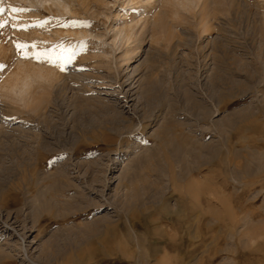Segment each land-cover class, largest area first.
Returning a JSON list of instances; mask_svg holds the SVG:
<instances>
[{
	"label": "rangeland",
	"instance_id": "1",
	"mask_svg": "<svg viewBox=\"0 0 264 264\" xmlns=\"http://www.w3.org/2000/svg\"><path fill=\"white\" fill-rule=\"evenodd\" d=\"M11 1L0 83L18 61L57 77L26 104L0 92V264H264V0H150L151 22ZM124 12L145 23L111 40ZM181 130L211 153L176 158Z\"/></svg>",
	"mask_w": 264,
	"mask_h": 264
},
{
	"label": "bare ground",
	"instance_id": "2",
	"mask_svg": "<svg viewBox=\"0 0 264 264\" xmlns=\"http://www.w3.org/2000/svg\"><path fill=\"white\" fill-rule=\"evenodd\" d=\"M12 1H17L16 3H25L26 6L28 7V5H30L31 7H40L42 8H54L55 13H74L72 12V10H74L75 6H79L81 7V9L84 8L85 6V0H12ZM11 1V2H12ZM87 1V0H86ZM172 1V3L174 4L175 7L177 8H191L192 4L196 1V0H170ZM125 2V1H124ZM102 3V2H101ZM155 4L154 2H151L150 0H126V4H124V6H130L128 9H130L131 7L134 6H141V9L144 10L143 16H145V19H149V21L151 22L152 20H150L151 18L149 17L151 14L154 17V12L153 11H148L149 8H151V5ZM22 4V5H23ZM28 4V5H27ZM172 4V5H173ZM102 5V4H101ZM121 5V4H120ZM194 5V4H193ZM167 6V5H166ZM138 7V8H139ZM42 8V9H43ZM47 8V9H48ZM103 8V7H102ZM90 9V8H89ZM38 10V9H37ZM44 10V9H43ZM46 10V9H45ZM52 10V9H51ZM126 10V9H125ZM53 11V12H54ZM75 11V10H74ZM77 11V10H76ZM75 11V13H76ZM176 11V10H175ZM142 11L140 10V13ZM157 12V11H156ZM162 12V11H161ZM77 14V13H76ZM75 14V15H76ZM126 14V12L123 13V15H121V17L123 16V18L120 19L119 14L115 15V21H117V19H120L119 23H116L114 25H112L110 28V32H112L111 35V40H114L116 38L119 39H125L127 40V42L129 41V39H131V36H133V30L134 28L136 29L137 25H139L140 20H142V18L140 16V19H135L134 17L129 18ZM89 16V15H88ZM94 17V16H93ZM152 17V18H153ZM105 18V17H104ZM107 19V18H106ZM113 19V20H114ZM147 21V20H146ZM147 21V22H149ZM143 23V20L141 21ZM262 22V21H261ZM145 23V22H144ZM143 23V24H144ZM113 24V23H112ZM158 25V24H157ZM141 26V23H140ZM143 27V25H142ZM141 27V29H143ZM145 27V26H144ZM148 27V26H147ZM139 28V27H138ZM146 29V28H144ZM146 31V30H145ZM38 33V32H37ZM39 34V33H38ZM106 34V33H105ZM109 34V32H108ZM77 36V35H76ZM79 36V35H78ZM38 36H36L37 38ZM50 38V37H49ZM47 37V39H49ZM55 38V37H54ZM51 39V38H50ZM89 39V38H88ZM117 40V39H116ZM124 40V41H125ZM40 42V40H37ZM122 41V40H121ZM130 42V41H129ZM46 43V42H45ZM100 43V42H99ZM98 44V43H97ZM106 45V44H105ZM108 47V46H107ZM28 64V63H27ZM25 64V62L22 61H18L15 64V70L13 72H11L10 74H7L6 78L0 83V92L3 96L7 97V98H11L12 100H15L16 102H19L20 104H26L29 101L30 98V93L31 90L34 86H39L42 84H49L50 82H52V80H55L54 78H56L57 76L55 75V71L52 69H47L44 68L41 65H30V64ZM56 76V77H55ZM131 76V74H130ZM130 78V77H129ZM132 78V77H131ZM120 79V78H118ZM127 79V78H126ZM139 79V78H138ZM60 80V79H59ZM58 80V81H59ZM126 81V80H125ZM67 82V81H66ZM116 82V81H115ZM129 82V81H128ZM137 82V81H136ZM113 83V82H112ZM121 84V82H119ZM127 83V82H126ZM55 85V84H54ZM80 85V84H79ZM104 85V84H102ZM108 85V84H107ZM117 85V84H116ZM119 85V84H118ZM132 85V84H131ZM47 86V85H46ZM91 86V85H90ZM105 86V85H104ZM110 86V84L108 85ZM100 87V86H99ZM107 87V86H106ZM113 87V85L111 86V88ZM122 87V86H121ZM119 87V88H121ZM42 88V87H41ZM40 88V89H41ZM49 88V87H48ZM131 88V87H130ZM129 88V89H130ZM133 88V87H132ZM79 89V88H78ZM77 89V90H78ZM128 89V87H127ZM137 89V88H136ZM47 90V89H46ZM40 91V90H39ZM102 91V90H101ZM123 91V90H122ZM127 91V90H126ZM103 92V91H102ZM111 92V91H110ZM124 92V91H123ZM135 92V90H134ZM134 92H132L131 94H133ZM119 93V92H118ZM128 93V92H127ZM40 94V93H39ZM84 94V93H83ZM110 94H114L113 92L111 93H107V95ZM122 94V93H121ZM62 96V95H61ZM136 96V95H135ZM118 97V96H117ZM128 98V97H127ZM38 99V98H37ZM101 99V98H100ZM99 99V101H100ZM113 99V98H112ZM54 100V99H53ZM57 100V99H56ZM124 100V99H123ZM104 101V100H103ZM128 101V100H127ZM15 102V103H16ZM42 102V101H41ZM59 102V101H58ZM55 105V104H54ZM130 105V104H129ZM50 107V106H49ZM129 108V107H128ZM201 108V107H200ZM123 109V108H122ZM204 112V111H203ZM238 114V113H237ZM241 119V118H240ZM246 121V120H245ZM203 122V121H202ZM238 123V122H237ZM190 124V123H189ZM259 124V123H258ZM181 125V124H180ZM179 125V126H180ZM198 125V124H197ZM180 127H183L182 125ZM186 126H184L185 128ZM4 128V127H3ZM188 128V127H187ZM184 130V129H183ZM183 130H181L180 132L177 133L176 135V139L178 140L177 143L175 144L174 141H172L171 139H169L167 141V144L169 145H173L175 147H172V152L173 155L176 158H181L180 154H182L183 152L187 153L188 155L194 157L197 159V155L196 152L198 151H203L204 155L206 156V154H210L211 150L209 145H207L204 142H200L198 140H196V138H190L189 135L190 134H186L185 132H183ZM187 130V129H186ZM190 130V129H189ZM187 130V132L190 133V131ZM185 131V130H184ZM218 131V130H217ZM221 131V130H220ZM34 133V132H33ZM39 136V135H38ZM165 144V146L167 145ZM218 144V143H217ZM212 149V148H211ZM221 149V148H220ZM216 152V151H215ZM183 153V154H185ZM203 157V156H202ZM202 163H206L204 160ZM237 164V163H236ZM240 164V163H239ZM187 166V165H186ZM250 167V166H249ZM242 168V167H241ZM197 170V169H196ZM246 171H248V169L246 168ZM244 172V171H242ZM210 176V175H209ZM233 176V175H232ZM235 177V176H234ZM227 181V180H226ZM234 181V180H233ZM181 182V181H180ZM194 188V187H193ZM211 196V195H210ZM194 199V198H193ZM262 208V207H261ZM147 210V209H146ZM263 211V210H262ZM246 219L244 218V223L242 225V229L246 230L248 227H250L249 221H245ZM251 220V219H250ZM257 223L260 222V220H255ZM264 221V220H263ZM5 226V225H4ZM129 227V226H128ZM252 228L254 226H251ZM95 228V227H94ZM251 228V229H252ZM256 228V227H255ZM258 228V227H257ZM11 229V228H10ZM13 229V228H12ZM254 229V228H253ZM87 230H91V228L89 226H87ZM93 231V230H92ZM87 232V231H86ZM243 233V230H242ZM262 233V232H261ZM16 234V233H15ZM92 234V233H91ZM20 235V234H19ZM248 234H243V239H242V246L245 247L244 249L246 250L247 245H250L251 242H255V239H257V236L254 235L252 237V240L249 239L247 237ZM5 236V235H4ZM22 236V235H21ZM264 236V235H263ZM129 237V236H128ZM135 237V236H134ZM10 238V237H9ZM7 239V237H6ZM11 239V238H10ZM21 239V238H20ZM24 239V237L22 238ZM131 240V239H130ZM142 240V239H141ZM169 240V239H168ZM172 240V239H171ZM5 243V242H4ZM11 243V242H10ZM22 243V242H21ZM11 245L10 247L13 249L14 253L13 255H17L20 254L21 256H26V248L28 247H18L15 244H9ZM22 245V244H21ZM20 245V246H21ZM139 245V244H138ZM120 246V245H119ZM116 247V246H115ZM9 248V247H8ZM10 249V248H9ZM4 251V250H3ZM57 251V250H56ZM136 251V250H135ZM143 251V249H142ZM255 251H257V249H255ZM254 251V252H255ZM2 252V250H1ZM166 253V252H165ZM28 254V253H27ZM159 255V254H158ZM174 256V255H173ZM172 256V257H173ZM160 258V257H159ZM8 262V261H7ZM252 264H262L259 262L256 263H252Z\"/></svg>",
	"mask_w": 264,
	"mask_h": 264
},
{
	"label": "snow or ice",
	"instance_id": "3",
	"mask_svg": "<svg viewBox=\"0 0 264 264\" xmlns=\"http://www.w3.org/2000/svg\"><path fill=\"white\" fill-rule=\"evenodd\" d=\"M13 11H21V9H13ZM35 45H33V47H34ZM16 47L19 49V48H21V47H27V45H21V44H19V43H17V45H16ZM41 55H43L42 53H36V57L37 58H39V56H41ZM71 59V57L69 56L68 58H67V60H63V62L62 63H60L58 66L60 67V70L61 71H63L64 70V65L68 62V60H70ZM48 62L49 63H52V64H54L55 63V61L51 58V57H49L48 58Z\"/></svg>",
	"mask_w": 264,
	"mask_h": 264
}]
</instances>
